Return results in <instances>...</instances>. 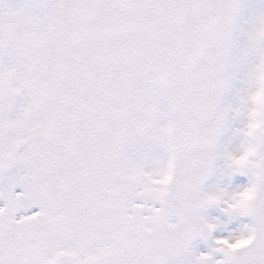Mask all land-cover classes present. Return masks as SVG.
<instances>
[{
  "label": "snow or ice",
  "instance_id": "snow-or-ice-1",
  "mask_svg": "<svg viewBox=\"0 0 264 264\" xmlns=\"http://www.w3.org/2000/svg\"><path fill=\"white\" fill-rule=\"evenodd\" d=\"M0 264H264V0H0Z\"/></svg>",
  "mask_w": 264,
  "mask_h": 264
},
{
  "label": "rangeland",
  "instance_id": "rangeland-1",
  "mask_svg": "<svg viewBox=\"0 0 264 264\" xmlns=\"http://www.w3.org/2000/svg\"><path fill=\"white\" fill-rule=\"evenodd\" d=\"M209 186H212V183H211ZM209 186H208V187H209ZM219 215H220V214H219L218 210H216V209H211V211L207 214V216H208L209 218L217 217V216H219Z\"/></svg>",
  "mask_w": 264,
  "mask_h": 264
},
{
  "label": "clouds",
  "instance_id": "clouds-1",
  "mask_svg": "<svg viewBox=\"0 0 264 264\" xmlns=\"http://www.w3.org/2000/svg\"><path fill=\"white\" fill-rule=\"evenodd\" d=\"M245 160H246V156L245 157H241L238 162L239 163H243Z\"/></svg>",
  "mask_w": 264,
  "mask_h": 264
},
{
  "label": "flooded vegetation",
  "instance_id": "flooded-vegetation-1",
  "mask_svg": "<svg viewBox=\"0 0 264 264\" xmlns=\"http://www.w3.org/2000/svg\"><path fill=\"white\" fill-rule=\"evenodd\" d=\"M215 183H216V180H215V178H214V179H213V182H212V186H214ZM208 186H209V185H207L206 188H211V187H212V186H209V187H208ZM210 210H211V209H210Z\"/></svg>",
  "mask_w": 264,
  "mask_h": 264
}]
</instances>
